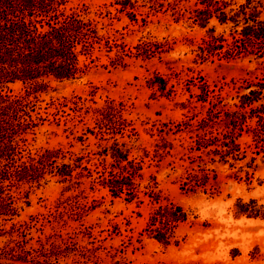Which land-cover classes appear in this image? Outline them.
I'll use <instances>...</instances> for the list:
<instances>
[{"label": "rangeland", "instance_id": "1", "mask_svg": "<svg viewBox=\"0 0 264 264\" xmlns=\"http://www.w3.org/2000/svg\"><path fill=\"white\" fill-rule=\"evenodd\" d=\"M81 1L104 6L101 45L83 80L55 87L88 130L68 152L131 175L117 197L100 182L79 192L121 214L110 259L264 264V39L230 52L264 36V0Z\"/></svg>", "mask_w": 264, "mask_h": 264}, {"label": "trees", "instance_id": "2", "mask_svg": "<svg viewBox=\"0 0 264 264\" xmlns=\"http://www.w3.org/2000/svg\"><path fill=\"white\" fill-rule=\"evenodd\" d=\"M103 7L91 10L81 0H0V264L118 262L110 259L118 252L106 247L105 230L118 234L121 214L111 215L79 192L100 182L117 197L131 175L98 173L97 159L68 152L88 130L74 121L77 98L56 94L55 87L80 82L93 67L88 59L101 45ZM241 35L246 39L230 48L232 56L264 39L250 31ZM47 189L52 193H42ZM97 216L108 224L100 225ZM173 227L167 221L163 228Z\"/></svg>", "mask_w": 264, "mask_h": 264}]
</instances>
